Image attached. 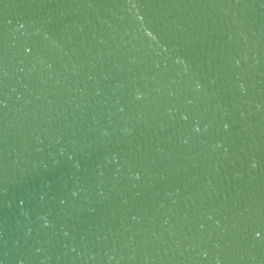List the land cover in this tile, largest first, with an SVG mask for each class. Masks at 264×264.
<instances>
[{
    "label": "water",
    "instance_id": "obj_1",
    "mask_svg": "<svg viewBox=\"0 0 264 264\" xmlns=\"http://www.w3.org/2000/svg\"><path fill=\"white\" fill-rule=\"evenodd\" d=\"M0 264H264V0H0Z\"/></svg>",
    "mask_w": 264,
    "mask_h": 264
}]
</instances>
